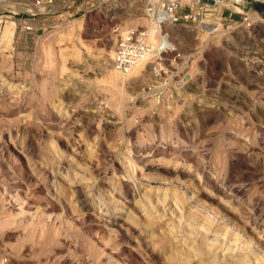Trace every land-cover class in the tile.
I'll list each match as a JSON object with an SVG mask.
<instances>
[{"label": "rangeland", "instance_id": "obj_1", "mask_svg": "<svg viewBox=\"0 0 264 264\" xmlns=\"http://www.w3.org/2000/svg\"><path fill=\"white\" fill-rule=\"evenodd\" d=\"M151 1L56 0L49 10L31 15L32 0H0V264L213 259L204 253L191 258L185 248L196 243L205 249L204 240L214 234L184 235V218L171 233L175 218L168 210L149 218L135 207L138 196L132 201L119 192L124 175L119 162L128 154L137 163L159 150L187 156L178 166L177 159L170 163L166 179L158 180L169 182L180 169L179 181L191 187L180 210L198 211L199 224L222 213L225 193L237 227L251 237L264 229V0H200L194 8L189 3L196 0H178V13L193 17L166 24L162 35L168 34L179 59L163 55L160 74L150 62L134 72H115L114 56L107 52L114 55L127 29L149 28L153 5L167 3ZM10 20L16 25L6 37ZM210 21L221 22L219 30L208 32L204 25ZM24 23L33 29L25 30ZM191 164L190 174H183ZM140 172L138 167L136 175ZM217 184L227 187L211 201L203 193L216 192ZM79 186L94 202L88 217L74 195ZM230 187L243 189L238 202L229 197ZM96 193L111 197V208L123 201L121 210L131 207L134 218L105 213ZM196 226L189 228L198 231Z\"/></svg>", "mask_w": 264, "mask_h": 264}, {"label": "bare ground", "instance_id": "obj_2", "mask_svg": "<svg viewBox=\"0 0 264 264\" xmlns=\"http://www.w3.org/2000/svg\"><path fill=\"white\" fill-rule=\"evenodd\" d=\"M153 1H151V2H153ZM159 1H161V0H159ZM166 1H168V0H166ZM219 1L220 2H226V0H219ZM233 1H235V0H233ZM236 1H240V0H236ZM28 6L30 8V11L33 12V13H42V12H44L46 10L45 8H37V7H34L31 2L28 4ZM153 7L155 8L154 10L156 12V18H154V19H151L150 18L151 20L149 21L150 24H149L148 27L150 29V37H151V39H154V41H155V38H157V35L158 34H161L162 35V32H163V31L162 32L160 31V33H159V30L157 29V27H158V21H159V19L161 18V16L163 14H165V9L160 8V6H158L156 4H155V6L153 5ZM30 21L31 22H34V19L33 20L30 19ZM15 25H16V21H14V20L8 21V24H7L6 29L4 31V35L6 37L9 34L12 35V32H13L12 29H13V27ZM220 26H221V22L218 23V25L216 26V29L215 30H219ZM206 28L208 29L207 30L208 32H211V30H209L210 27H206ZM165 35L166 34L163 33V35H162L163 36L162 42L164 44H168V40L166 39ZM112 53H113V51L112 50H109L107 52V56L109 58H112L114 56ZM139 68H141L140 65H138L137 67H135L134 69H132V71L134 72V71H136ZM113 70L115 72H119L115 68ZM113 82H115V80ZM47 132H48V130H47ZM47 132H45V133H47ZM40 133H41V131H40ZM38 135H40V134L38 133ZM34 143L35 142H33L32 139L29 141V146H30L29 148L31 150H33V151L36 150V147H35ZM169 151H168V154H169ZM129 152H130V150H129ZM171 154H175V153H170V156H168L162 150L155 151V152H153L150 155H147V156L145 155V157H141L140 156L141 159L139 160V163H137L135 159H132L131 158V154H128L127 155V157H128L127 160L125 159L126 157L123 158V156H122L121 157V161L119 162V169L123 168L122 170L124 172L123 173L124 175L122 176V181L120 182L119 192L121 194H123V195L124 194H127V195L131 196L132 197V201L138 196V198L134 200L135 207L136 208L138 207L139 208L138 209L139 211H145L146 212V215L149 218L151 217V214H153L155 212H159L160 213L162 211L163 213L166 214V212L168 210L167 213H170L169 215L172 216V219L175 218V219L172 220V222H173L172 224L173 225L171 226V229H172V230H170L171 233L173 232V229L177 225L179 226L180 224L183 223V218H184V220H188L187 223H186V224H188L187 227L186 226L184 227L187 234H184V235H194L195 233L196 234L197 233L199 234V233H202V231H203V233L205 232V234L206 233H208V234H214V237L213 238L210 236L209 238H207V239L204 240V241H206V243H205L206 244L205 245V249L199 248V246L197 247L196 246V243H192V245L190 247H188V248L186 247L185 248L188 251V253L191 256V258H198L199 256H201V254L204 253V256L205 255H207V256H214V258L213 259L211 258V260L209 258H205L204 259V263L205 264H209V263L210 264L211 263H215V264L218 263L219 264V262L221 264L222 261H228V264H263V262H262L263 260L261 261V258L264 256V253L262 255H260V256L258 254H259V252H261L262 250H264L263 249L264 248V239H262L260 237L261 236L260 234H264V229L261 230V231H258L257 232V236L251 237L249 234H247L249 232V230L246 231V229H244L242 227H239V226L237 227L236 226V223L233 222L234 221L233 220V217H234V215H236V211H234L235 208L233 210L232 206L229 205V203H230L229 199L230 198L228 199L227 198V195L225 193H223L224 195H222L221 196V199H220V204H221L220 207L222 208V210H221L222 213L219 214V213L216 212L218 215L216 214V216L213 217L212 220H209L208 218L205 219V217H204V220L205 221H202L201 220L202 222H201V224H199L198 221L195 220V219L198 218L202 214L198 213V211H196L197 213H195L194 211H191L192 210L191 209V210H185V212H186L185 213L183 210H180L182 208V206H183L182 203L184 202V199H185L184 195L186 193H188V191L191 188L190 187V182L189 183H188V181L187 182H184L185 179H184V181L182 180L183 182H180L179 181V177L178 176L180 175V169L176 170L175 176H170L169 177V179H171V181H169V182H164V181L163 182H160L158 180V179H166V174H168V171L170 170V168L168 167L170 165V163H172L173 161H175L177 159L176 162H175V165L178 166L180 163L182 164L183 162H185V161L188 160V159H185V158H187V156L186 157H183V158L182 157L176 158L174 155H171ZM88 159H90V158H88ZM67 160L68 159H63L62 163L67 164L68 163ZM90 160H93V159H90ZM68 164L70 165V163H68ZM192 166L193 165L191 164L190 165V170L188 172H186V173H183V174H185V175L190 174L189 172L191 171V169H192L191 167ZM138 167H139V169L141 171L140 172L141 175H139V176L136 175V170L138 169ZM77 168H75V169H77ZM63 169H65V168H63ZM73 176H76V175L73 174ZM72 182H74V181H72ZM76 185L78 186L79 184L76 183L75 186ZM85 185H86V183H85ZM225 187H227V186L226 185H223V184H220V185L217 184V185L214 186L216 192H214L213 190H211L210 192H204L203 194L205 196H207V198L212 201L214 199L215 193H217V192H221V193L224 192L223 190H224ZM203 189H205V188H203ZM241 189H238V188H235V187L233 188L232 187L231 188L232 192H230V195L231 196H229V197H231L232 200H235V201L238 202L240 200L239 198L242 197L241 194L243 193V192H241ZM103 190H104V188H103ZM194 192H195V190H192L191 191V196L194 194ZM74 193L73 194L76 196L77 201H81L82 203H84V205H83L84 206V209L81 211L82 214L84 215V217H88L90 215V210H91V207L90 206H92L93 203H94L93 200H90V199H88V197L84 196V193L82 192V188L80 186L79 187H76V189L74 190ZM96 194H97V198L96 199L99 200V205H98L99 206V209H101L102 211H105V213L109 214V213H112L113 212V214L115 216H123L124 219L125 218L126 219H131V218L133 219L134 218V214H133L134 210H132L131 207L128 208L129 210H128L127 213L124 212L123 210H121V208L122 209L125 208V205H124L125 203L123 201H118V202L117 201H114L115 206L111 208V207H109V203H111V202L113 203V201L111 200L112 199L111 197H108L107 195H104V194L102 195L100 193H96ZM239 195H241V197H239ZM189 198H190V196H189ZM233 198H235V199H233ZM103 204H105L106 206L105 207H102ZM160 204L161 205L163 204V206L162 207H159ZM198 205H200V203H198ZM201 206H202V208L204 210H209L210 212L213 211V209H214V207H213V209H211L212 208L211 206H210L211 208L208 207V206H206V205L205 206L204 205H201ZM249 210H251V209H249ZM77 211H75V212L77 213ZM135 211H137V210L135 209ZM246 211H247V209H246ZM83 215H82V217H83ZM186 215L188 216L187 218H185ZM170 216H169V218H170ZM204 216H206V215H204ZM157 217H158L157 219H160L161 215L159 214ZM190 219H193V220L190 221ZM244 220H246V218ZM139 221H140V219H139ZM254 221H252V225L255 224ZM196 223H198L197 224L198 226H196ZM110 224L112 226H116L117 229H120L121 228V230H122V225L118 224V222L111 221ZM147 225H148V223H147ZM195 226L198 229V231L193 230L194 228L193 229L192 228H189V227H195ZM123 228H124V226H123ZM202 229H205V230H202ZM124 230H126V229H124ZM159 232H161V230H159ZM162 233H163V231H162ZM123 235H125V234L123 233ZM202 240H203V238H202ZM141 242L146 247V243H145L146 240H143L142 239ZM138 243L140 244V242H138ZM202 243H204V242H202ZM138 246H140V245H138ZM146 253H148V252H146ZM135 254H136V252H135ZM188 262H185V263H188Z\"/></svg>", "mask_w": 264, "mask_h": 264}, {"label": "built area", "instance_id": "obj_3", "mask_svg": "<svg viewBox=\"0 0 264 264\" xmlns=\"http://www.w3.org/2000/svg\"><path fill=\"white\" fill-rule=\"evenodd\" d=\"M56 0H32V4L37 8H45L49 10ZM200 0L195 3H189V6L194 8L195 4L199 5ZM181 6L178 0H168L163 9L165 14L161 16L158 21L157 29L163 31V26L166 24H177L189 22L192 19L191 13L181 15L177 9ZM155 9V8H154ZM151 9L152 19L156 18L155 10ZM37 13H31L36 15ZM219 18V17H218ZM221 19V18H219ZM205 27H210V33L216 31V23L207 22ZM25 30H32L31 25L23 24ZM168 40V35H165ZM163 38V37H162ZM174 54V59H179L180 53L173 44L168 41V44L160 42L156 45L150 37V29L143 28H129L121 34L120 39L117 41L114 51L113 66L119 72L127 73L140 64L151 63L153 73L160 74L162 72V62H164L163 55Z\"/></svg>", "mask_w": 264, "mask_h": 264}]
</instances>
